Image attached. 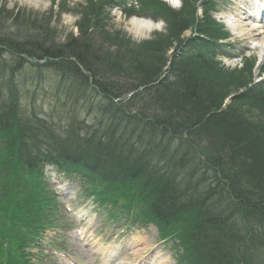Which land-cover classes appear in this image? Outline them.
I'll return each mask as SVG.
<instances>
[{
    "label": "trees",
    "instance_id": "1",
    "mask_svg": "<svg viewBox=\"0 0 264 264\" xmlns=\"http://www.w3.org/2000/svg\"><path fill=\"white\" fill-rule=\"evenodd\" d=\"M118 1L88 0L80 38L64 44L52 36L53 11L0 8V264H36L28 249L59 208L49 167L82 179L119 217L176 233L184 264H264V83L254 84L255 63L216 62L225 34L207 5L196 17V0L180 11L140 0L144 15L167 23V34L140 45L108 30L106 9ZM9 20L15 37L5 33ZM191 28L202 41L181 40ZM173 42L198 54L177 53L164 71ZM48 82L58 113L21 107L26 85L39 92Z\"/></svg>",
    "mask_w": 264,
    "mask_h": 264
},
{
    "label": "rangeland",
    "instance_id": "2",
    "mask_svg": "<svg viewBox=\"0 0 264 264\" xmlns=\"http://www.w3.org/2000/svg\"><path fill=\"white\" fill-rule=\"evenodd\" d=\"M57 3L54 6L55 12L52 14V28L58 31L57 43L68 40L67 35L77 33L79 26L77 23L82 19L83 6L88 0H55ZM219 5L217 20L223 19L231 21V28L236 36L232 35L230 40V47L227 52L221 53L220 58L225 64L237 65L238 57L245 54L244 50H249L247 55H253L257 58L259 50H253L255 44H250L248 40L242 37L241 30L243 24L237 18V14L243 12V8L239 6L241 3H246V0H216ZM9 11H14L16 14L20 10H26L28 13H35L44 17H49L53 5L52 0H1ZM251 4L254 0L249 1ZM65 3V5H64ZM59 5L68 6L69 11L60 8ZM179 9L181 3L173 2ZM3 4L0 3V8ZM66 6V7H67ZM227 10L226 15H224ZM61 12V16L56 14ZM110 20L108 29L111 32L121 31L124 37H131L135 43L151 40L156 37L155 33L164 31L165 24L160 27L155 25L150 31L140 28L138 24L132 23L133 17L124 14L121 9L117 8L110 11ZM246 24V23H244ZM5 33H12L14 36L19 33L16 26L12 25V21L5 22ZM229 25V22H228ZM163 29V30H162ZM4 33V32H3ZM191 33H187L190 35ZM15 37V36H14ZM17 37V35H16ZM264 37V35H262ZM62 44V43H61ZM229 59H226V58ZM47 91H41L40 98L35 100L34 105L40 112L54 111L56 100L51 93V88L47 87ZM31 102L25 98L24 105L31 106ZM58 106V105H57ZM61 109H56V112ZM85 116V114H83ZM88 122L91 124L100 123L101 116H88ZM51 178L54 182V187L61 197L60 205V224H67L69 221L76 223V226L66 234H61L57 229H51L47 234L48 238L53 241V246H45L44 256L42 252L33 249V253L39 255L38 262L42 264H175L172 258V253L169 246L161 243L158 240L157 231L153 228L139 229L137 228L131 233L124 230V220H117L115 222L106 220L107 210H100L93 201L84 198L83 189H81L80 182L77 179L67 178L62 174H57L56 171L50 172ZM91 196V193H89ZM64 220V223L62 222ZM62 229V226L59 228ZM120 235H125L121 237ZM63 249L59 252L57 249ZM134 252H136L134 254ZM147 258H143V257ZM42 257V259H41Z\"/></svg>",
    "mask_w": 264,
    "mask_h": 264
},
{
    "label": "bare ground",
    "instance_id": "3",
    "mask_svg": "<svg viewBox=\"0 0 264 264\" xmlns=\"http://www.w3.org/2000/svg\"><path fill=\"white\" fill-rule=\"evenodd\" d=\"M247 9L244 13L242 14H239L238 15V18L241 19L242 21L246 22L247 21V18L250 17L252 15V5L251 4H248L247 5ZM254 11V10H253ZM252 18V17H251ZM136 24H139L140 28H144L146 29L147 31H150L154 28V24L155 23H152V21H148V20H139V22H137ZM259 26V25H258ZM243 30V35L246 36L247 38H250L251 40H255L257 42V45H258V50L260 51L259 52V55H258V58H259V62L260 63H264V37L262 38L260 36V34H255L254 31L256 30H248L246 31L244 27H242Z\"/></svg>",
    "mask_w": 264,
    "mask_h": 264
}]
</instances>
